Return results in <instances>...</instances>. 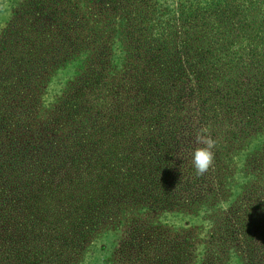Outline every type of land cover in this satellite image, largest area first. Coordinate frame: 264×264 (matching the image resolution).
<instances>
[{"label":"trees","instance_id":"trees-1","mask_svg":"<svg viewBox=\"0 0 264 264\" xmlns=\"http://www.w3.org/2000/svg\"><path fill=\"white\" fill-rule=\"evenodd\" d=\"M22 1L16 3V19L8 23L5 37L0 39V264H119L113 260L121 264L126 257L122 236L131 238V225L140 220L138 212L157 214L180 196L185 200L175 217L184 218L183 226H190L191 218L211 205L204 196L195 194L196 189L178 187L181 181L177 177L181 175H177L176 167L182 166V176H186L196 148L190 142L198 129L207 125L213 138L226 136L233 124L223 123L221 117L229 119L235 108L245 122L235 124L231 137L249 132L239 158L249 171L261 173L258 184L257 180L250 183L252 191L248 193L250 209L259 212L261 221L254 219L247 230L245 225L237 230L228 217L214 219L212 225L220 222L227 231L217 234L214 230L210 239L235 235L254 243L262 238L264 0H181L173 22L185 27L186 32L177 36L169 32L167 41L162 31L149 35V27L145 28L155 11L164 16L160 0ZM95 13L100 18L92 19ZM33 37H43L44 43L33 44ZM165 44L171 48L180 44L183 55L171 53L155 69L151 67L154 60L138 56L147 47L164 55ZM6 62L12 66L7 68ZM112 70L120 71L122 80L131 84L126 88L129 95H122L121 101L131 96L145 104L150 111L148 121L154 125L136 140L127 137L125 143L130 146L125 152H120V146L126 132L130 136L134 131L132 126L125 122L107 130L116 117L99 103ZM189 71L193 77L187 81ZM153 78L158 89L150 87ZM211 80L219 81L221 87L210 86ZM41 94L44 104L50 96L51 106L27 111V105ZM239 96L240 102L233 104ZM162 107H168L165 114L153 113L154 108L160 111ZM12 115L15 118L10 120ZM64 128L68 130L62 131ZM159 147L165 151L164 162L161 164V156L153 155L155 163L150 168L154 172L144 183L140 174L145 153ZM228 148L221 146L215 153L217 169L222 172L227 170L222 161ZM111 151L117 156L111 157ZM231 155L236 156L233 148ZM187 160L191 161L188 165ZM212 174L215 170L204 175H208L205 180L210 186L214 185L209 178ZM155 183L159 185L152 186ZM69 188L75 201L66 193ZM210 198L213 201L214 195ZM53 200L66 207L57 220L64 222L55 236L66 246L37 248L35 240L49 237L42 207ZM67 222L79 230L72 244L61 234ZM163 223L158 217L154 228L159 236H167L161 235ZM190 236L183 230L178 241L183 244ZM99 241H104L103 245L97 246ZM164 243L162 240L159 245ZM247 246V264H258L259 259L264 264V248L257 253L259 248L255 247L257 254H252L250 244ZM229 248L235 252V264H241L245 245L242 249ZM126 252L129 256L132 250ZM177 257L173 250L162 253L155 264H180Z\"/></svg>","mask_w":264,"mask_h":264},{"label":"rangeland","instance_id":"rangeland-1","mask_svg":"<svg viewBox=\"0 0 264 264\" xmlns=\"http://www.w3.org/2000/svg\"><path fill=\"white\" fill-rule=\"evenodd\" d=\"M20 1L22 0H0V39L2 37H5L4 35L6 32V27H8V23H11L13 20L16 19V16H13V10L16 3ZM180 1L181 0H160V2H162V11L164 12V16H162L157 11H155L151 16V20L145 22L146 25L145 28L149 27L148 29L149 35L162 31L163 33L162 32L161 33L163 36V40L167 41L168 36H170V34H168L169 32H171V35H176V36L178 34H184L186 32L185 27L179 26L178 22L176 23L173 22L174 18L177 17V15L174 14V11L176 10L177 5H179ZM208 1L214 2L216 0H208ZM171 2L173 3L171 4ZM208 5L209 4H207L206 6ZM198 10L199 11L202 10L201 4H199ZM91 17L92 19L96 17L100 18V16L96 13L93 14ZM102 19L106 21L105 18ZM170 24L173 25L172 28L168 27ZM31 42L33 44L44 43L43 37L42 38L33 37ZM176 43H178V41H176ZM197 46L198 45H196L195 47ZM164 48L166 53L164 55L163 53L155 52V49L152 50L151 48L147 47L139 51L138 56H142L143 60H147V59L154 60L152 61L153 63L151 67L155 69L160 65L162 60L171 57L170 56L171 53H175L180 56L183 55L184 52V48H182L180 44H174L173 48H171L168 44H165ZM144 51L145 53H152V54L154 53L157 54L158 56L154 57L152 54H145ZM48 65L49 63H47V65L43 69H46ZM238 65L240 66V64ZM5 66L7 68H10V66H12V63L6 62ZM192 69L196 71L195 67ZM45 71L46 70L42 72V75L46 74ZM110 77L111 78L109 80V83L107 84V87H105L100 92L99 103H101L100 107L103 108L105 112L110 111L111 112L110 116L114 115L116 117L113 122L114 124L108 126L107 130L108 129L111 130L113 126L117 128L122 124H124L125 122H128L132 126V129L134 131L130 132L131 133L130 136L126 132L124 141L120 146V152H125L129 149L130 146L125 143V139L127 137H133V139L136 140L137 138L144 136L149 130H152L154 128V125L148 121V119L150 118L149 116L150 111H148V108L146 107L145 104L138 103L137 102L138 100L133 99V97L131 96L125 97L124 100L121 101L122 95H126V94L129 95L126 88L130 87L131 84L128 81L122 80V74H120V71L114 72L112 70ZM192 77L193 76L190 71L185 74V78L187 79V81L192 79ZM122 81L123 83H120ZM221 81L224 82L223 79H221ZM208 84L212 87H215V85H219L220 82L211 80ZM150 87L154 89H158L157 82L154 80V78L153 81H151ZM219 87L221 86L219 85ZM42 94L39 97H36L29 105H27L29 106L28 109H26L27 111L38 109L39 106L42 107L48 105L51 106L50 96L46 97L48 104H44L42 102L44 95ZM159 94L161 93H157V95ZM239 99L242 98L240 96L237 97L236 101H234L233 104L240 102ZM245 99L246 98L244 97V100ZM222 106L225 107L223 104ZM166 108L168 107H164V108L162 107L160 108V111L159 108H154L153 113H155V111H158L161 114H165ZM225 109L227 108L225 107ZM238 110L239 108H235L234 113L231 114L229 119L228 117L222 116L221 117L222 122L231 123L233 124V127L235 126V124L237 125L239 122H245L243 120V117L241 118L239 115H237L236 112ZM123 117L126 118L123 119ZM14 118L15 117L12 115L10 120H13ZM133 118L137 119L135 123L131 122ZM44 124L45 121H43L40 125L43 126ZM138 124H140V126ZM67 130L68 128H64L62 131L66 132ZM229 132L227 133L226 136L222 138H216L218 139V145H217V149L215 150V153H218L217 151L220 149L221 146L229 147V148L226 150L227 155L224 156L225 158L222 161L223 165L225 163L227 164L226 167L227 170H225L224 172L219 171L217 169L216 162L214 164L215 165L214 168L211 169V170H215V173L217 174V176L216 174L215 175L212 174L211 177L209 175V178L213 180L214 185L210 186L209 184L210 181L205 180V178H207L208 175L207 177L197 176L193 165L191 169L189 168L188 170L189 175L187 172L186 176L185 175L182 176L183 175L181 173L182 166L176 167L177 175H181L177 177L181 181L178 183V187L187 188V189L191 188V190L196 189L195 194L198 193L199 195L201 194L202 196H204L206 203L210 204L211 207L209 209H202L198 214L194 215L191 218L193 223H191L190 226H187L185 224L183 226L184 218L182 220L180 218L175 217L178 208L181 207L179 204L185 200L184 196H180L179 200L173 201L169 205V207L161 208L157 214L149 210H141L140 213L138 212L137 214V218H139L140 220L139 221L137 220V222L131 225L132 230H134L132 232V235L130 236L131 238L122 236V241H124V245H125L122 248L124 250L123 252L126 254V257L125 256L122 257L121 264H128V263L155 264L156 258L162 256V253H171L172 250L176 256H179L177 257V262H179L180 264H200V262L201 264H235L234 261L235 256L233 255L235 254V252L229 247L233 248L235 246L238 247L239 249H242L243 245H245V250L242 251V253H240V255H242L240 257L241 259H243V262L241 264H247L245 257H246V253H248V246H247L248 243L250 244L252 254L256 253L255 247L257 249L259 248V252L257 253H260L262 248H264V229H262L260 233L262 238H258V239L256 238L257 240L253 239L254 243L250 241L244 242L242 241L241 237H236L235 235L229 239H226V236H219L215 240L210 239V235L214 233V230H217V234H221V233L226 234V232H224L226 229H224L221 226L220 222L216 223L215 225H212L214 219L219 218L220 220L221 217H228L237 230H240L239 226L243 228L244 225L246 226L245 230H247L250 227V223L254 219H258V223L261 221L259 218L260 215L259 212H254L253 209H250L251 207L248 201L251 198V195L248 193L252 191V189H249V187L251 186L250 183L257 180V184H258V180L261 176V173L259 172L258 175L255 172L249 171L248 168H246L244 161H241L239 158V155L242 152L241 147L242 146L245 147L246 143L249 141V132L244 130L238 135V137L237 136L235 137L234 135H233L234 137H231L232 135L231 133L233 131L230 133ZM104 133L105 132L103 131L101 138L103 137ZM234 134L236 133L234 132ZM230 137L231 140H229ZM111 143L112 140L108 141L109 145H111ZM139 143L142 144L140 140ZM190 143L194 147L199 146L196 143V138L192 140ZM110 147L109 150L113 149ZM232 148L236 153L235 157L231 155ZM153 150L147 151L144 156L145 166L144 169L141 170V174H140V176L144 180V183H148L150 181V179L148 180L147 178H150L151 172H154L150 168L151 163L152 164L155 163V161L153 160V155L161 156L160 158L161 164L164 162L162 158L164 156L163 153L165 151H163L161 147L155 148ZM112 152L113 151H111V153ZM222 152L224 151L222 150ZM116 156H117L116 153L111 154V157L113 158ZM110 162L113 165L112 167L116 165L114 164L115 162L114 159L111 160ZM185 162L186 165H188V162L191 161L187 160ZM155 180H159V178ZM237 184H240V186H237ZM158 185L159 183H155L152 186L155 187ZM68 190H70V188L66 190V193H68ZM185 190L182 191L184 195L187 194V191ZM67 195H71L72 199L70 201H73V199L74 201L76 200V196L73 195L72 191ZM213 195H214V200L212 201L210 196ZM59 197L63 198V196L61 195ZM43 206L44 207H42V215L44 218H47L46 220L47 223L45 224V228L47 229L46 235L49 237L35 240L33 242V245H37L38 246L37 248L41 247V249L48 248V246L57 247V248H59L60 246H66V245H62L58 238H55V236L57 235L56 230L59 229L60 225L63 224L64 222L57 220L59 216L62 215L61 211L65 210L66 208L65 205H62L60 204V202L53 200L51 204L47 206L45 204ZM37 215L39 216V213ZM158 217L160 218V221L162 223L164 222L162 224L163 226H161L160 229L162 230L161 235L167 233V236H159L158 232L155 231L154 226L156 224ZM147 225H149V228L145 229L144 226ZM208 225H212V226L209 227ZM73 226H74L73 224L71 225L70 222H67L66 226L61 230V234L65 236L67 238V241L71 242V244L75 240V237L77 236L76 234L79 231L77 229L74 230ZM51 228H53V232L50 231ZM183 230L189 231V233H191V236L184 241L185 243L183 242V244H180L182 242L178 241V239L181 240ZM162 240L165 243L159 245L161 244ZM201 240H203L204 243H202ZM218 241L221 244V248H219L218 246L220 245L218 244ZM103 243L104 241H99L97 246L98 245L101 246L103 245ZM225 245H228L229 247L222 248ZM133 246L136 248L134 249ZM169 248H171V250H167ZM130 250H132V253L128 256L126 251H130ZM85 256L87 255H83V258H85ZM254 257H256V255H254ZM114 258L115 256H112V259ZM113 261L120 264V260L118 261L113 260ZM257 263L262 264L263 259H259Z\"/></svg>","mask_w":264,"mask_h":264},{"label":"clouds","instance_id":"clouds-1","mask_svg":"<svg viewBox=\"0 0 264 264\" xmlns=\"http://www.w3.org/2000/svg\"><path fill=\"white\" fill-rule=\"evenodd\" d=\"M196 143L199 146L192 153V164L196 175L204 176L214 168L218 139L212 137L210 127L205 125L198 129Z\"/></svg>","mask_w":264,"mask_h":264}]
</instances>
